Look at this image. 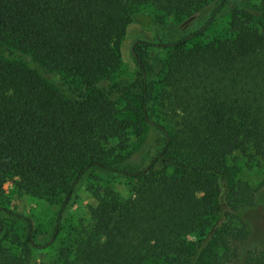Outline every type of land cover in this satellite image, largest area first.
Here are the masks:
<instances>
[{"label":"trees","instance_id":"1","mask_svg":"<svg viewBox=\"0 0 264 264\" xmlns=\"http://www.w3.org/2000/svg\"><path fill=\"white\" fill-rule=\"evenodd\" d=\"M228 1L0 0V193L11 182L58 208L39 245L32 220L0 205V264H43L32 248L57 239L63 213L94 172L126 180L130 194L106 187L91 222L52 264H264V248H241L249 232L240 212L256 191L231 184L227 168L239 153L264 169V0L231 15L232 36L192 42ZM148 4L177 17L212 10L178 40L135 42L138 78L108 85L126 26H161L141 13ZM163 49L169 128L153 122L148 107L147 52ZM146 128L162 135L159 149L144 169L124 168L130 134ZM9 217L26 225L24 241L8 230ZM213 225L205 250L203 239L189 242Z\"/></svg>","mask_w":264,"mask_h":264},{"label":"rangeland","instance_id":"2","mask_svg":"<svg viewBox=\"0 0 264 264\" xmlns=\"http://www.w3.org/2000/svg\"><path fill=\"white\" fill-rule=\"evenodd\" d=\"M258 0H229L228 3L218 12L214 21L201 36L194 39L193 43H208L215 39L232 36L229 30V21L232 14L243 8L257 5ZM141 13L154 19H159L161 26L157 29L144 28L135 19L130 22L125 29L124 37L120 44V66L112 73L108 85L114 82H133L138 78V68L132 55L133 44L137 41L156 43L158 40L170 42L188 35L193 30L198 29L208 13L212 10H205L194 16L177 17L165 15L158 12L153 5H145L140 8ZM147 62L152 65L149 71V114L155 123L170 127L168 119L165 117L164 103L161 100L162 65L168 56V50H148ZM119 108L126 106L125 98H117ZM134 106H138L135 98L131 97ZM162 135L151 128H146L140 137L130 134L129 146L122 152L123 160L121 165L131 170H142L159 149ZM228 173L233 185H248L255 190L254 204L251 208H246L240 212L242 219L247 225L249 236L241 246L246 249L250 246L264 248V186H261L264 169L258 164H249L247 159L239 153H235L228 158ZM229 176V177H230ZM108 187L117 192L121 198H126L130 194L131 186L129 182L112 175L94 172L88 176L79 186L77 197L65 210L61 221V230L56 240L46 248H32V259L43 264H52L58 260L59 253L64 248L72 246L75 230L91 222V208L95 207L97 197L103 194ZM0 193V205L7 207L13 212H17L25 217H29L34 225L36 241L39 245L45 244L51 237L54 220L56 219L58 208L47 204L43 200L29 197L20 193L13 183L8 182L3 186ZM8 230L15 233L22 241L26 238V225L22 221L9 217L5 220ZM218 224V223H217ZM212 230L207 229L201 237H193L189 242L197 243L204 240L201 251L207 248L211 241ZM14 253H17L14 250ZM148 264H157L149 261ZM196 264H207L197 262Z\"/></svg>","mask_w":264,"mask_h":264}]
</instances>
